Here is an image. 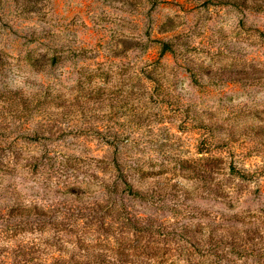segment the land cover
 Instances as JSON below:
<instances>
[{
  "label": "rangeland",
  "instance_id": "rangeland-1",
  "mask_svg": "<svg viewBox=\"0 0 264 264\" xmlns=\"http://www.w3.org/2000/svg\"><path fill=\"white\" fill-rule=\"evenodd\" d=\"M115 162L166 184L110 196L188 229L148 236L166 264H264V0H0L1 213H95L117 247L131 231L92 206ZM1 238L0 260L26 258Z\"/></svg>",
  "mask_w": 264,
  "mask_h": 264
},
{
  "label": "trees",
  "instance_id": "trees-1",
  "mask_svg": "<svg viewBox=\"0 0 264 264\" xmlns=\"http://www.w3.org/2000/svg\"><path fill=\"white\" fill-rule=\"evenodd\" d=\"M114 170L116 178L106 184L108 195L106 200H112L106 204L93 201L92 206H98L102 210L114 211L112 206L115 205V194L121 199L122 195H127L144 201L149 199L151 203H154L155 199L157 200L159 196L164 194L162 190H164L165 183L147 194L139 188H134L132 183L126 180V173L119 163L115 162ZM112 194H114V200L110 197ZM16 206L9 204L5 212L1 213L0 211V233L4 237L1 239L6 240L7 243L14 239L16 241L14 245L25 246L21 250V254L26 258L13 260L11 263L0 260V264H41L42 262L34 260L36 258L42 259L38 257L39 253L49 256L47 264H150L151 259L159 257L162 259L160 264H166L168 255L172 253L171 249L164 245L158 246L154 239L150 242L148 236L152 231L164 237L170 235L182 237V234L188 232V229H184V225L175 232L165 230L160 224H158L159 227H153L150 217L153 213L140 215L126 211L124 207H121L119 211L110 212V214L121 217V226H127V233L131 231L132 237L127 238V240L123 238L117 247H108V244L104 243L103 240L108 236L107 234L112 233L113 235L115 231H108L109 224L103 227V223H97L98 216L95 213L87 212L77 216L72 212L66 213V211L50 214L40 211L31 213L30 210H27L23 214H15L11 211L16 210ZM24 206L28 207L27 205ZM34 208L36 207L34 206ZM23 217L25 219H21ZM47 223L50 224V227H46ZM23 230L36 231L37 233L31 237H24L23 235L22 238L17 239V234ZM105 231L107 234L100 238L101 233ZM14 245L7 247H14ZM175 250L179 254L186 250L183 254L187 256L192 254V252L188 253L190 252L188 248L183 246H179V250L176 247Z\"/></svg>",
  "mask_w": 264,
  "mask_h": 264
}]
</instances>
